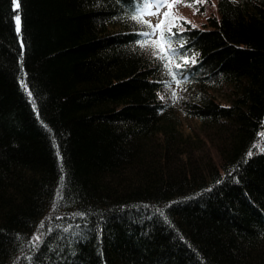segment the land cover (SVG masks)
<instances>
[{"label": "trees", "instance_id": "1", "mask_svg": "<svg viewBox=\"0 0 264 264\" xmlns=\"http://www.w3.org/2000/svg\"><path fill=\"white\" fill-rule=\"evenodd\" d=\"M146 2L18 0V34L0 0V264H264V0L172 28L182 83Z\"/></svg>", "mask_w": 264, "mask_h": 264}, {"label": "snow or ice", "instance_id": "2", "mask_svg": "<svg viewBox=\"0 0 264 264\" xmlns=\"http://www.w3.org/2000/svg\"><path fill=\"white\" fill-rule=\"evenodd\" d=\"M180 0H147L143 7L138 8L136 13L130 16L129 18L136 20L138 23H142L145 27L151 29L150 32H144L141 35L145 37L139 43L140 47L147 48L152 51V54L156 56L164 65L166 74H168L173 81H177V76L179 75V69L189 63L194 64L195 54H193L192 58L189 59L187 54L180 55L176 51V46H174V42L171 39L172 28L177 27V18L173 17L170 12L163 13V19H161L157 24L152 25L143 20V15H158L159 10L161 8H169L171 9L175 4L179 3ZM204 0H193V4H189L188 6H193L194 3H203ZM14 11H17V15L14 17L16 24V31L20 33L21 20L18 14L19 3L18 0H12ZM155 7L156 12L153 13L151 8ZM159 32V36L155 40L147 39L148 37L155 35ZM183 41L175 42L178 46H183ZM182 61V63H180ZM173 65L175 66L176 71L173 70ZM178 83H182L177 81ZM175 96V93L172 94ZM261 140H264V134L261 135ZM253 147H260L259 144L254 145ZM264 151V148L260 149ZM251 155V152L249 153ZM59 195V192H58ZM43 226V225H41ZM34 239L38 240L39 237H34Z\"/></svg>", "mask_w": 264, "mask_h": 264}, {"label": "rangeland", "instance_id": "3", "mask_svg": "<svg viewBox=\"0 0 264 264\" xmlns=\"http://www.w3.org/2000/svg\"><path fill=\"white\" fill-rule=\"evenodd\" d=\"M215 2L216 0H204L203 3H194L193 6H188L189 4H193V0H180V2L175 4L171 9L167 7L161 8L159 10L160 14L158 15L144 14L143 20L152 25H155L161 19H163L164 12H170L173 17L177 18L178 26L175 27L177 29H181L183 27L182 23H186L189 26L202 27L203 25H205L208 16L216 14ZM151 11L155 13L157 10L155 7H153L151 8ZM150 31L151 29L148 28L147 32ZM158 36L159 32L148 37L147 39L155 40ZM148 50L152 52L150 49ZM168 89L171 93H175L177 91V87L172 82L168 84ZM215 98L216 100H220V96L218 93H215ZM177 119L178 128L183 134H193L198 132L199 122L196 118L187 117L181 112H178Z\"/></svg>", "mask_w": 264, "mask_h": 264}]
</instances>
